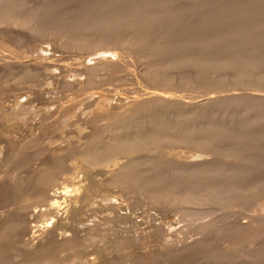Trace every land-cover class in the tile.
I'll return each instance as SVG.
<instances>
[{
    "label": "rangeland",
    "instance_id": "374dc122",
    "mask_svg": "<svg viewBox=\"0 0 264 264\" xmlns=\"http://www.w3.org/2000/svg\"><path fill=\"white\" fill-rule=\"evenodd\" d=\"M92 260L264 264V0H0V264Z\"/></svg>",
    "mask_w": 264,
    "mask_h": 264
},
{
    "label": "bare ground",
    "instance_id": "6f19581e",
    "mask_svg": "<svg viewBox=\"0 0 264 264\" xmlns=\"http://www.w3.org/2000/svg\"><path fill=\"white\" fill-rule=\"evenodd\" d=\"M102 55V54H101ZM110 56V55H109ZM105 59V58H104ZM105 61V60H104ZM100 62V61H99ZM109 62V61H108ZM116 63V62H115ZM92 64V63H91ZM90 64V65H91ZM114 64V63H113ZM98 65V64H97ZM67 80V79H66ZM82 81V80H81ZM81 84V83H80ZM222 85V84H221ZM75 87V86H74ZM24 101V100H23ZM26 102V101H25ZM17 105V104H16ZM21 106V105H20ZM62 107V106H61ZM17 109V108H16ZM23 109V108H22ZM46 112V111H45ZM44 114V113H43ZM60 114V113H59ZM48 116H50V115H48ZM51 118V117H50ZM118 125V124H117ZM116 125V126H117ZM120 127V126H119ZM114 128V127H113ZM116 128V127H115ZM114 128V129H115ZM118 129V128H117ZM103 133V132H102ZM122 134V133H121ZM92 135H94V134H92ZM104 136V135H103ZM118 136V135H117ZM115 137V136H114ZM136 137V136H135ZM98 139V138H97ZM141 140V139H140ZM95 141V140H94ZM107 141V140H106ZM125 141V140H124ZM139 141V140H138ZM111 142V141H110ZM123 142V141H122ZM131 142H132V140H131ZM98 143V142H97ZM97 143H96V146H97ZM103 143V142H102ZM89 144V143H88ZM87 144V145H88ZM92 144V143H91ZM139 144V143H138ZM104 145H105V143H104ZM103 145V146H104ZM107 145H109V144H107ZM129 145V144H128ZM128 145H126L125 147H127L128 148ZM131 145H132V143H131ZM134 145V144H133ZM132 145V146H133ZM141 145V144H140ZM91 146V145H90ZM99 146V145H98ZM116 146V145H115ZM135 146V145H134ZM110 147H111V145H110ZM124 147V148H125ZM137 147V146H136ZM84 148V147H83ZM109 148V147H108ZM114 148V147H113ZM122 148V147H121ZM85 149V148H84ZM110 149V148H109ZM130 149V148H129ZM81 150V149H80ZM83 150V149H82ZM106 150V149H105ZM118 150V149H117ZM94 151V150H93ZM93 151H92V153L91 154H93ZM112 151H114V150H112ZM120 151V150H119ZM122 151V150H121ZM124 151V150H123ZM128 151V150H127ZM132 150H130V152H131ZM81 152V151H80ZM83 152V151H82ZM107 152H108V149H107ZM110 152V151H109ZM129 152V151H128ZM84 153V152H83ZM119 153V152H118ZM94 154H96V153H94ZM111 154V153H110ZM84 157H86V156H84ZM91 157V156H90ZM98 157V156H97ZM103 157V156H102ZM94 158H96V155L94 156ZM104 158V157H103ZM83 159V158H82ZM102 161V160H101ZM123 162V161H122ZM125 162V161H124ZM98 163V162H97ZM116 163V162H115ZM190 163V162H189ZM123 165V164H122ZM186 165V164H185ZM124 166V165H123ZM192 166V165H191ZM132 167V166H131ZM201 167V166H200ZM115 168V167H114ZM119 168V167H118ZM121 169H122V167H121ZM121 169H118V170H116L117 172L119 171V170H121ZM200 169V168H199ZM114 173H115V171H114ZM117 174V173H116ZM44 177V176H43ZM112 178V177H111ZM124 178V177H123ZM113 179V178H112ZM111 179V180H112ZM117 180V179H116ZM120 181V180H119ZM117 182V181H116ZM82 183V182H81ZM113 183V182H112ZM115 183V182H114ZM80 184V183H79ZM78 187H77V190H74V187L72 188V190L71 189H68V188H63V190L61 189H59V190H55V188L53 189L54 191H52V192H49L48 193V195H47V199H48V203H49V205L48 206H45V208L47 207V209L49 208V211H50V209L55 213V216H56V218H57V220L58 219H63V218H65V217H67V214H68V212H69V214H71L72 212H71V209H74L75 208V204H74V202H75V200H77V197H78V200H79V202H80V198L82 197V195H83V193L81 194V197L79 198V193H81L82 191H81V189H80V187H79V185H77ZM88 186V185H87ZM69 187V186H68ZM84 188V187H83ZM75 189H76V187H75ZM79 189H80V191H79ZM79 191V192H78ZM44 196V195H43ZM46 197V196H45ZM83 198V197H82ZM81 198V199H82ZM85 198V197H84ZM86 200V199H85ZM63 202H66V203H64L63 205H62V203ZM78 202V203H79ZM86 202H87V200H86ZM45 203V202H44ZM47 203V202H46ZM76 203V202H75ZM77 203V204H78ZM82 203H85V202H82ZM74 206V207H73ZM77 206V205H76ZM83 206H85V205H83ZM39 207V206H38ZM81 206H79V208H80ZM90 207V206H89ZM91 207H93V206H91ZM44 208V209H45ZM82 208V207H81ZM38 209V208H37ZM36 209V210H37ZM46 209V210H47ZM87 209H88V211L90 210V208H88V206H87ZM86 209V210H87ZM39 210V209H38ZM41 210H42V208H41ZM46 210L44 211V212H46ZM75 211L77 210L78 211V208L77 209H74ZM49 211H48V213H49ZM83 211H85V209L83 210ZM82 211V212H83ZM80 212V211H79ZM78 212V213H79ZM34 213H36V211L34 212L33 211V213H31V214H34ZM39 213V211H37V214ZM75 213H77V212H75ZM37 214H34V215H37ZM43 214V213H42ZM47 215V214H46ZM72 215V214H71ZM33 216V215H32ZM75 216V215H74ZM36 218V217H35ZM41 218V217H40ZM68 218V217H67ZM67 218H65V222H66V220H67ZM77 218V217H76ZM29 219V218H28ZM31 219V218H30ZM33 219V218H32ZM31 219V220H32ZM69 219V218H68ZM33 220H35V219H33ZM37 220V219H36ZM56 220V219H55ZM71 220V219H70ZM52 221V220H51ZM54 221V220H53ZM62 222H63V220H61ZM47 222V221H46ZM61 222V223H62ZM48 223V222H47ZM44 224V225H39V224H37V223H33V224H31V225H26V231H27V233L28 232H32V233H34V232H38L37 234H31V236L33 235V238L32 237H30V238H32V239H34V237L36 238L35 240H31V244H33L32 246L34 247L35 246V248L37 247H39V245L41 246V244L45 241V237L47 236V235H50L49 233L52 231V228H53V226H52V228H51V223H50V221H49V223L48 224ZM69 223V222H68ZM71 224V223H70ZM58 225H59V223H58ZM63 224H61V226H62ZM66 226H68V225H66ZM55 231V230H54ZM63 232V231H62ZM56 233V232H55ZM58 233H60L59 232V230H58ZM57 233V234H58ZM65 233V232H64ZM54 234V233H53ZM37 235V236H36ZM54 236V235H53ZM66 236V235H65ZM60 238H61V236H60ZM63 239H66V237H62ZM68 238V237H67ZM29 240V239H28ZM64 241V240H63ZM69 241V240H68ZM65 242V241H64ZM63 242V243H64ZM46 245V244H45ZM31 246V247H32ZM36 248V249H37ZM39 248H42V247H39ZM178 249V248H177ZM91 258V257H90ZM89 259V258H88ZM91 264H92V262H93V260L92 261H89ZM89 263V264H90Z\"/></svg>",
    "mask_w": 264,
    "mask_h": 264
}]
</instances>
